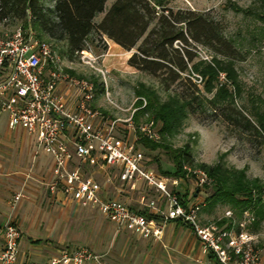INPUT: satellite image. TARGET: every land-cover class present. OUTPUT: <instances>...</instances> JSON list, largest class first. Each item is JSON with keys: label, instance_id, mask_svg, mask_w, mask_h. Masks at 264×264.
I'll use <instances>...</instances> for the list:
<instances>
[{"label": "built area", "instance_id": "built-area-1", "mask_svg": "<svg viewBox=\"0 0 264 264\" xmlns=\"http://www.w3.org/2000/svg\"><path fill=\"white\" fill-rule=\"evenodd\" d=\"M76 55L80 60L90 56L85 50ZM64 60L30 29L16 26L8 33L0 32V113L8 129L24 130L34 138L35 153L50 158L53 180L49 191L60 192L77 207L95 210L115 232L158 240L165 221L177 220L189 225L203 251L212 254L218 264H264L252 248L251 235L242 232L243 221L236 224L239 231L233 234L197 222L204 201L181 204L175 189L179 179L148 167L135 140L118 138L116 123H125L130 131L129 118L105 120L91 106L93 84L71 75ZM86 167L107 170L105 181L85 175ZM192 175L196 187L211 182L202 170H193ZM112 180L121 187L138 184L142 189L139 204L145 213L107 197L105 188ZM145 191L152 197L145 199ZM21 197L14 195L11 209ZM224 215L229 217L230 212ZM1 236L0 264H99L100 257L86 247L64 250L45 262L18 260L20 233L10 216L2 224Z\"/></svg>", "mask_w": 264, "mask_h": 264}, {"label": "trees", "instance_id": "trees-1", "mask_svg": "<svg viewBox=\"0 0 264 264\" xmlns=\"http://www.w3.org/2000/svg\"><path fill=\"white\" fill-rule=\"evenodd\" d=\"M254 1L264 9V0ZM104 3L105 0H53L52 7L48 8L41 0H0V24L9 21L22 30L30 29L36 38L47 41L53 49L59 44L58 55L68 62L77 57L76 53L86 50V43L94 42V38L105 37L123 51L134 48L127 65L155 79L166 93L161 100L154 89L142 83L134 89L137 103L140 104L142 98L143 111L160 124L161 139L155 143L138 136L135 143L143 152L160 149L167 155L171 166L157 165L154 169L161 175L183 178L184 167L193 166L187 145L171 148L165 138L178 131L187 114L192 112L194 102L201 105V93L214 91L207 104L213 110L218 109L228 124L252 131L263 138L264 143V107H252L251 119L243 108L234 106L239 85L233 63L238 60V52L232 41L223 35L219 23L202 12L173 10L166 6V0H113L102 17L94 22ZM230 9L235 13H248L232 3ZM198 46L210 51L209 61L198 59ZM219 73H223L224 82L219 81ZM193 75L200 78L198 84L192 81ZM92 84L95 92L98 85L95 81ZM183 85L189 88V94H184L181 88L170 90ZM137 116V113L133 115L135 123ZM199 168L211 180L208 186L201 187L210 190L203 199L204 206L228 205L236 212L253 207V224L257 227L264 220V182L249 179L244 169L227 167L219 161L211 166L201 164ZM199 191L200 187H195L190 193L176 191V194L184 205L186 197L193 199Z\"/></svg>", "mask_w": 264, "mask_h": 264}, {"label": "rangeland", "instance_id": "rangeland-1", "mask_svg": "<svg viewBox=\"0 0 264 264\" xmlns=\"http://www.w3.org/2000/svg\"><path fill=\"white\" fill-rule=\"evenodd\" d=\"M41 1L42 5L48 8L53 5V0ZM112 1L105 0L103 10L95 16L94 22L102 17ZM231 3L236 7L248 10V13L233 12L230 9ZM166 6L173 10L189 9L202 12L222 26L223 35L232 41V45L238 52V60L234 61L233 67L236 72L239 93L235 96L233 103L236 108H243L252 119L250 109L264 107V9L260 8L254 0H166ZM4 23V25L0 24L2 33H8L18 26L10 24L9 21ZM95 45L97 47H94ZM54 50L58 53L60 45L56 44ZM85 51L90 55L87 59L80 60L79 57H75L71 62H64V66L72 72L73 76L83 78L91 83L92 81L96 82L98 88L94 92L92 108L100 112L105 120L129 118L132 127L130 131L125 129V123H116L118 138L126 137L129 141L135 140L136 142L138 136H141L155 143L160 142V124L155 122L148 112L143 111L145 102L142 98H140V104L137 103L139 100L137 101L134 95V89L137 84L142 83L154 89L161 100L165 99L166 93L162 92L155 79L127 65V59L134 52V48L123 51L102 37V39L94 38L92 43L87 42ZM196 51L198 59L209 61L211 56L209 50L198 46ZM218 78L220 82H224L223 73H219ZM192 81L198 84L200 78L193 75ZM180 88L184 94L190 93L186 85L173 86L170 90L175 91ZM213 92L210 94L201 93V105L194 102L192 112L187 114L178 131L165 138V143L171 148H182L187 145L193 160V166H185L184 177L179 178V183L175 188L181 194L185 191L190 193L196 187L192 180L193 170H202L199 165L211 166L218 161L227 167L244 169L249 179H258L264 182L263 138L257 137L250 130H243L228 124L218 109L213 110L207 104V100L212 97ZM136 113L138 116L135 123L133 115ZM0 127V137L2 138L5 128L3 113H0ZM137 147L142 151L140 145L137 144ZM142 154L146 164L152 169H155L157 165L161 168L171 166L167 155L160 149L152 152L142 151ZM83 172L100 183L105 181V176L108 173L107 170L98 169H84ZM112 184L109 189L113 190L115 194H120L117 200L126 206L133 207L136 198H138V192L142 189L137 188L136 192L135 189L126 187L124 191V188H121L113 180ZM209 193L208 188L200 187L194 203H202ZM145 194V199L152 197L149 192ZM226 211L230 212L229 217L224 215ZM92 214L95 218L99 217L94 212ZM254 220L253 207L236 212L228 205H215L210 208L204 206L197 214V222L200 225L216 226L230 234L237 233L239 228L236 224L243 221L242 232L251 235L252 248L264 263V220L257 227L253 224ZM89 230V225L85 223L84 234L90 236Z\"/></svg>", "mask_w": 264, "mask_h": 264}, {"label": "crops", "instance_id": "crops-1", "mask_svg": "<svg viewBox=\"0 0 264 264\" xmlns=\"http://www.w3.org/2000/svg\"><path fill=\"white\" fill-rule=\"evenodd\" d=\"M52 180L50 158L35 153L34 138L21 128L8 129L5 118L0 137V249L1 227L10 216L20 233L18 260L45 262L64 250L86 247L100 257L99 264H217L212 254L203 251L188 224L166 220L158 240L115 232L95 210L75 206L60 192L51 193L48 185ZM110 185L105 188L107 197L117 200L120 194L110 190ZM126 187L121 188L125 191ZM138 187L135 184L133 189L137 192ZM18 193L22 197L11 209L12 198ZM196 197L185 200L194 202ZM129 208L141 210L139 194ZM93 212L99 217L95 218ZM85 223L90 236L83 232Z\"/></svg>", "mask_w": 264, "mask_h": 264}, {"label": "water", "instance_id": "water-1", "mask_svg": "<svg viewBox=\"0 0 264 264\" xmlns=\"http://www.w3.org/2000/svg\"><path fill=\"white\" fill-rule=\"evenodd\" d=\"M216 261V260H215ZM217 263V262H216ZM218 264V263H217Z\"/></svg>", "mask_w": 264, "mask_h": 264}]
</instances>
